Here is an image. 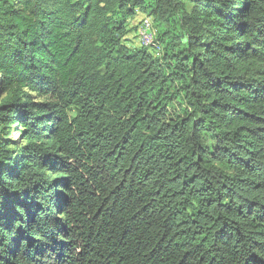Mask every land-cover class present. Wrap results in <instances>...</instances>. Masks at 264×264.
Here are the masks:
<instances>
[{"label":"trees","instance_id":"obj_1","mask_svg":"<svg viewBox=\"0 0 264 264\" xmlns=\"http://www.w3.org/2000/svg\"><path fill=\"white\" fill-rule=\"evenodd\" d=\"M0 264H264V0H0Z\"/></svg>","mask_w":264,"mask_h":264},{"label":"bare ground","instance_id":"obj_2","mask_svg":"<svg viewBox=\"0 0 264 264\" xmlns=\"http://www.w3.org/2000/svg\"><path fill=\"white\" fill-rule=\"evenodd\" d=\"M137 34L140 37V43L144 47L155 48L158 45L155 42V30L150 19L145 17L137 28Z\"/></svg>","mask_w":264,"mask_h":264},{"label":"rangeland","instance_id":"obj_3","mask_svg":"<svg viewBox=\"0 0 264 264\" xmlns=\"http://www.w3.org/2000/svg\"><path fill=\"white\" fill-rule=\"evenodd\" d=\"M144 18H145V16L141 18V20H140L139 23H138V26L142 23V20H143ZM147 18H148V17H147ZM148 19H150V18H148ZM137 35H138L137 32H132V33H130V34L128 35V37L130 38V39H128V41H129V43H131L133 46H141V43H140V37L137 36Z\"/></svg>","mask_w":264,"mask_h":264}]
</instances>
